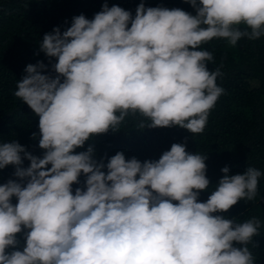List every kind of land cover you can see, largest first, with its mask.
<instances>
[{"label":"clouds","instance_id":"clouds-1","mask_svg":"<svg viewBox=\"0 0 264 264\" xmlns=\"http://www.w3.org/2000/svg\"><path fill=\"white\" fill-rule=\"evenodd\" d=\"M184 2L195 16L141 3L133 18L105 3L93 19L80 15L63 33L44 35L40 50L57 60L56 75L41 74L43 62L28 65L14 93L39 117L44 155L16 141L0 144V169L14 166L20 181L0 185V264H254L248 245L260 220L214 214L254 200L260 170L229 176L223 168L208 200L198 202L209 188L207 157L182 144L143 163L118 152L105 165L91 146L75 153L130 114L150 121L140 128L203 132L224 90L216 83L220 68L206 67L213 53L201 46L264 36V0ZM81 174L86 190L73 195ZM24 229L23 251L6 253Z\"/></svg>","mask_w":264,"mask_h":264},{"label":"trees","instance_id":"trees-1","mask_svg":"<svg viewBox=\"0 0 264 264\" xmlns=\"http://www.w3.org/2000/svg\"><path fill=\"white\" fill-rule=\"evenodd\" d=\"M105 3L109 8L116 5L129 11L133 18L141 3L145 8H178L196 15L195 9L184 0H0V144L16 141L31 155L43 157L44 150L39 147V117L14 95L17 82L27 74L28 65L38 62L46 66L41 74L55 76L53 65L57 60L40 50L44 35L54 28L63 33L71 27L73 18L80 15L93 19ZM201 47L213 53L214 60L207 62L206 67L210 72L220 68L223 75L216 83L224 90L210 111L203 132L192 134L179 126L140 128L142 121L145 125L150 121L139 114H130L115 130L90 137L75 153L87 151L91 146L93 158L105 165L118 152L126 160L135 157L143 163L158 161L173 144H182L188 153L207 157L206 177L210 183L207 190L199 193L198 202L208 200L223 178V168H229V176L244 174L247 167L260 170L254 200H240L228 212L214 215L240 223L252 217L259 219V235L253 237L248 247L254 264H264V36L257 40L242 38L236 45L225 38H213ZM29 166L30 161L24 159L22 167ZM104 171L107 173L106 167ZM14 173L12 165L0 169V185L9 180L20 182ZM85 181L86 176L81 174L79 183L72 185L73 195L77 188L86 190ZM11 203L16 205L17 198L13 197ZM27 231L16 235V248L9 247L6 253L23 251ZM233 246L243 247L235 242Z\"/></svg>","mask_w":264,"mask_h":264}]
</instances>
